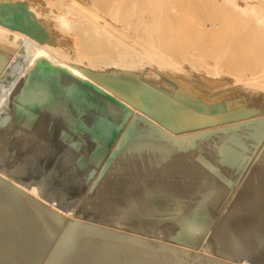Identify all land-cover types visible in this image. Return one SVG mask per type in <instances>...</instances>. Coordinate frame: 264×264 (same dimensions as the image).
Instances as JSON below:
<instances>
[{
    "label": "bare ground",
    "instance_id": "6f19581e",
    "mask_svg": "<svg viewBox=\"0 0 264 264\" xmlns=\"http://www.w3.org/2000/svg\"><path fill=\"white\" fill-rule=\"evenodd\" d=\"M6 1L7 0H0V2L2 3L0 5V136H3L2 131L3 129L5 130V127L6 129L9 130L8 128L9 125L12 126V124L15 123V122L13 123L15 119H10V118L1 119L5 115L4 113H7V111L12 112L11 116L14 113L17 115L16 117L18 118H22V117L28 118L29 115L27 113L30 111V108H37V113H36L37 117L28 119L34 122L32 123V126L30 128L21 126L23 129L22 128L20 129L18 127H17L18 129H15L12 127V129L10 128L12 131L9 130V132H14L15 130H18V132L20 131L19 135L22 134V139H20L19 141L17 139L18 144L16 143V141H14V143L18 145L17 149H19L20 151H24L26 149V154H24L25 153L24 151L18 153V156H15L17 154L14 155L15 158L17 157L18 159V163H17L18 165L17 167H15L14 172L13 170L12 171L9 170L10 165H8V161H9L8 158H10L9 153H11L10 150L13 143L12 145H9V142H7L5 140L6 138H4L6 136H4L3 138L8 144L4 143L5 146H3L2 145L3 143L2 144L0 143V264H227L228 261L226 262L225 259L224 260L226 263L221 259L220 260L218 258L215 259L214 254H212L213 257L212 255H208L210 253H208V251H206L204 248H203L204 250L202 249V251L200 252H197L196 250H195L196 252L195 251L192 252V250L183 251L180 250L179 248L178 249L174 248V246L171 247L170 245L169 246L165 245L163 244L164 242L163 237L160 235L157 236L155 234L156 237L158 238L157 239L158 242H157L156 239H154L155 241H150L151 238L148 240L145 239L144 237L139 238L138 236H134V235L121 234L119 232H113L111 230L104 229L102 227L99 228L98 226L95 227L86 224L84 225L79 221H77L76 219L74 220L72 219V217H70L71 215L70 208L68 207L59 208V206H56L57 203L55 204V202H57L56 200L57 197L54 198L52 196L53 192L50 194V196L49 194L46 196V197L49 196L48 198H46L45 195H42L41 192L42 185L44 184L45 187L47 185L49 186L47 181L52 177L50 175L51 173H54L53 169L56 167L55 166L56 163H58V161L61 162L62 160V159L60 160L59 157L63 155L62 149L65 146L61 147V144L63 142L61 143V140L58 138V134H61L59 133V131L62 130L65 126L59 119L61 112V109L58 107L59 105L58 106L53 105L54 103L48 99V97L51 98L52 96L49 94L48 97H44L42 99V102L39 101V99L43 97V95L47 91L46 87L49 86L50 83L54 80L57 81L61 87L65 88V90L62 91L66 92L67 94L72 93L76 87H78L79 89H88L90 90L89 92H93V94L98 96L100 99L106 100V103L108 101L111 104V109L114 114L119 112L121 113L122 111H124V109H128V111L130 112V118L129 120H127L128 121L127 124L125 123L126 125L123 126L124 128L121 129L120 131L121 134L118 133L120 135L117 141L122 140L123 138L126 140V137L133 136L134 138L138 139L144 145L147 146L145 148L146 149L145 151H144L145 146L142 148L145 153L147 152L151 153L152 151H154L153 149H157L162 152V156H163V158L161 157L162 159H160L159 156H157L160 161H158L157 158L156 160L153 158L155 161L153 159L152 161L144 159L142 158V156L140 158L139 154H138L139 157H137V153L136 156H134L135 152L134 155L132 153L133 157L127 156L131 154L132 150L130 154H126L127 152L124 150L126 153L124 152L125 153L124 154L122 152L123 155L121 157L120 153L118 154L120 150L118 149L119 146L117 145H119L118 144L119 142L121 144L123 140L118 141V143L116 141L118 152L116 151L117 153L116 152L115 153L117 155H120V157L118 156L119 158H117L116 154L115 155L112 154L117 159V163L115 162L116 159H114L115 164L112 161L113 163L111 166L109 164V167L106 166H105L106 168L104 167L106 170L107 168H109L110 170L103 171L105 172L103 173L104 180L106 178V180L109 181L108 179L111 178L110 179L111 190L112 188L115 190V192L116 190H119L120 192L117 191L118 193L122 192L125 195L126 194L130 195L131 193L134 194V192H137L141 189L147 190L148 188H152V185L156 187L155 184H157L165 176V174H167V171L168 173L171 171L174 173L175 170V173L171 175L174 178L170 176L169 179L172 178L173 180L174 179L177 180L178 182L177 184H179L181 189L190 192L189 195H191V193L200 194L199 197L201 196V200H203V202L204 201L208 202L211 208L213 205H215L216 207L221 204L223 205V201L225 200V198H227V196L231 194L232 188L234 187L233 183L236 180L235 178H237L239 175V174L236 175V172L234 173L233 170L237 168L236 170L238 172V170L240 169L239 168L241 166L239 161L241 159V157L239 159L240 154L242 156L243 154L242 152L246 150L251 143H254L258 140H262L264 138V0H215L214 1L215 9H219L215 6V2L217 1V4L219 3L220 5L219 10H225L229 13L227 12L223 13L222 17L224 16L225 18L223 17L224 20L219 19L220 22H218L217 20H213L204 23L201 22V20L196 21L197 18L195 17V15H197V13L199 12L197 6L198 0H28L29 1L28 5H31L30 8L29 7L28 8L29 11L34 13L33 15L34 20L33 22L26 21L25 23L26 26L22 24L21 22L22 19H19L22 15H24V13H21V11H19V9H23L24 6L21 3H16V2L11 3L9 5V3H7ZM211 3L212 2L210 1V6ZM33 6H37V8L35 9ZM210 6L209 8L211 11L213 10L212 8L213 5L211 7ZM32 7L35 10H32ZM209 8L206 6L205 9L209 10ZM213 11H211L210 13L211 15L212 13H214ZM11 12H13L14 15H10L9 13ZM206 16L207 14L205 15V18ZM35 18L37 19V22L35 21L36 20ZM227 19L228 20L232 19L235 27L237 26V28L233 27L234 25H232L231 28L230 27L228 28L229 25L227 26V24L229 23H227ZM49 25L52 26L56 32L52 31L51 30L52 28H50ZM229 29L231 31H233L234 29L235 31L231 32ZM221 33L227 34V36L233 34L234 36L230 38L226 36V38L224 37V39L222 40ZM215 34L220 35L221 38L219 36H217L218 38H216ZM219 38L220 40L225 41V43H227V45L224 44V46L225 47L227 46V48H229L230 52L229 53L227 52L229 55L226 53L221 57L223 52H221L222 48L220 47L219 44L221 43ZM241 44H242L241 50L240 49L239 51L236 50L237 46L238 45L241 46ZM216 46H217V50L219 49V47L221 48L220 51L221 55L215 52L217 50L213 51L215 52L216 55L213 54L212 52H210L211 54L209 53V49L210 48L216 49L215 48ZM221 46L223 47V45ZM205 51L206 53H203ZM225 52L226 51L224 50V53ZM199 57H201L200 59L202 61H200ZM136 66L141 68V72H144L146 69L145 67L147 66H150V68L153 67L154 69L159 71L160 72L159 75L162 76L164 75V78L162 79V81L161 80L160 81H161V85L164 86L165 88L162 87L161 89L158 86H154V84H151L154 81L152 79L154 75H155L154 78H156L157 76L158 78H160L159 75H156L153 72L154 69H152L153 70L152 73H154L153 76L150 77L144 76L145 79L139 81L140 79L138 80L137 75L134 74L137 70L135 68ZM211 66H214V69H212ZM232 69L234 71L238 69L237 70L238 72L237 71L234 72ZM44 72L45 74L43 75L42 73ZM231 73L233 74V76L237 78L238 75L240 74L239 76H241V79L243 81L250 82V84H247L248 85L247 92H243V89L241 88V86L245 84L244 82V84L243 83L240 84V91L236 93L229 92V95L227 96L225 95L226 97L223 96L224 99L221 98L220 96H218L220 98H214L211 96L205 98L204 96H202L201 91L204 92L205 90H207V89L204 90L203 88L204 87L203 80L205 79L204 76H209L210 74L212 75L214 74L215 76H219V77L223 76L222 78L214 77L218 79H212L214 81L212 85H217L218 87L219 83L224 85L223 82L227 77L226 75H229ZM241 79H239L238 81H242ZM151 80L153 81L151 82ZM228 80H230V78ZM52 85L53 84H51V86ZM227 86L228 85H226L225 88H227ZM237 86L239 87V84ZM228 87H229L228 89L230 90V86ZM231 87H235L234 83L233 86ZM174 90L177 91L174 92ZM219 90H220L219 88L216 89V91ZM17 93L18 94L20 93V97L18 99L20 106L18 105L19 109L14 111L13 104L16 102L15 97H17L16 96ZM212 93H214V91ZM207 94H209L208 91ZM27 109H29L28 112ZM16 121H18V119ZM135 122H139V123L141 122V124L136 125ZM86 123L91 124L92 120H87ZM6 124H8V127ZM7 132L5 130V135ZM69 132L70 131H68V133ZM64 133H66V131ZM14 137L15 135L12 136V138ZM4 140L2 139L3 142ZM71 140H73L72 137L69 141ZM81 142H85V141H81ZM210 143L211 144L215 143V145L212 146L214 147V152L216 153V159H214L215 156L213 155L214 156L213 159L215 160V162L213 163L210 162L212 164L207 163L206 160L207 156L206 158H204V155H202L203 152L201 153L200 151L202 148L206 150L207 146L211 145ZM139 144H137V146ZM94 146L92 148L93 150H94ZM131 146L133 145L131 144ZM120 147L122 148L121 145ZM128 147H130V145H128ZM125 149L127 148L125 147ZM133 149H135L136 151L138 148L136 149L133 147ZM142 149L140 150L141 153L143 154ZM66 150L68 151V147ZM66 150L65 152L67 153ZM89 150H91V148H89ZM112 150H110L109 153H113ZM45 153L48 154V160L50 161L49 163H51L52 165L51 166L48 163L49 166L46 169H48L49 171H47L46 176L42 177V180L36 183H33V180L31 181L32 183H30L28 179H27L28 180L27 183L26 176L24 177L25 179L24 178L21 179L22 178V177L20 178L21 174H17L19 171L17 172L16 170H19L22 165L21 163L25 162L27 160L26 158L30 157L27 155L38 154L36 156H40V158H42L45 155ZM68 153L70 154L72 152H68ZM145 153L143 154L144 156ZM172 154H176L178 156L174 162H172V160L174 159L169 160V157ZM11 156L13 155L11 154ZM63 157L64 155L62 156V158ZM67 157H70V155ZM102 157L100 159H102ZM173 158L175 157L173 156ZM11 159L13 158L11 157ZM64 159H66V157H64ZM262 159H264V157ZM168 160L169 162L171 161L170 162L171 164H168ZM62 162L64 163V166H66L65 161L63 160ZM109 162H111V160ZM70 163L71 162H69L68 164ZM89 163H91V161ZM256 163H255V167L257 166ZM258 163L260 167L262 165V164L260 165L261 161L259 162L258 160ZM237 164H239V167H236L238 166ZM23 165L25 164L23 163ZM47 165H45V167ZM53 165L55 166L54 168H52ZM101 166L102 165L100 164L99 167ZM39 168H41V166ZM39 168L36 170L38 171ZM63 168L64 170H66L65 167ZM263 169H264V165H263ZM263 169L262 171H264ZM71 170L72 169H70V171ZM240 170L239 173H241ZM59 171L57 170V172ZM215 173L218 175L217 177H214ZM17 175H19V177ZM31 175H29L28 177H31ZM53 178L54 177H52L51 180ZM164 178L163 180H165ZM32 179L35 178L33 177ZM37 179H41V178H37ZM249 179L251 178L249 177ZM53 180L54 183L56 184L57 183L55 182L56 180L55 179ZM71 180L73 179L71 178ZM106 180L105 182H107ZM67 181L70 182V180ZM147 181L148 183H146ZM46 182L47 184H45ZM160 185H161L160 187H162V184ZM164 185L166 186L165 182ZM177 187L178 186L174 188L177 189ZM50 189H51V185H50ZM95 189L98 195L97 187H95ZM109 189H110V184H109ZM93 191L90 193L91 195L92 193H94ZM153 191L155 190L152 189V192ZM169 191H171V188ZM178 191L180 190L178 189ZM178 191L177 192L172 191V192L175 193L176 195V193H179ZM113 193L114 192H112V194ZM143 194L141 193V195ZM164 194L166 195V193ZM136 195L134 199L137 198ZM148 195L149 194H147V196ZM161 195H163V193ZM165 195L164 197L167 198V196ZM184 195H186L185 192ZM261 195L259 194L258 199L261 198L260 197ZM102 196L99 197L102 198ZM90 197L86 196L88 200L90 199ZM162 197L163 196H161L160 199ZM190 197L192 199L193 195H191ZM138 199L136 201H138ZM153 199H151L150 201L156 202V200H158L157 198H155L156 200L152 201ZM177 199L178 201H181L179 200L181 198H177ZM39 200L43 201L42 204L39 203ZM96 200L95 202H97ZM126 200L125 203L127 202ZM183 200H184L183 203L184 202L187 203L188 198L187 200L186 198ZM253 201L254 200L252 199L251 203H253L254 205L259 203V202L255 203ZM74 202L75 201H73V203ZM142 202H140V204L138 203L137 205L142 206L143 205L141 204ZM166 202H160L161 206H163L162 203L166 205L167 204ZM196 202H194L193 204L195 205ZM146 204L148 206L149 203H147L146 201ZM168 204L170 206V203ZM134 205L135 203H133V206ZM137 205H135V208ZM187 205H189V203H187ZM190 205L192 206L191 203ZM108 206L110 207V205L109 204L106 205L107 209L110 210ZM154 206H157V204ZM247 206L249 205L247 204ZM251 206L249 207L239 206L242 209L241 211L239 210V212L247 210V208H251ZM112 207H114L113 204ZM239 207L236 208L238 209ZM124 208H126V206ZM128 208L126 209V211L132 209L131 207L129 209ZM161 208L162 207L159 206L157 210ZM204 208L205 207H203V209ZM219 208L221 211L223 207L220 206ZM137 209L139 208H136V210ZM189 209H191V207ZM189 209L187 208V211ZM199 209L200 208H198V210ZM253 209H252V213H253ZM119 210L121 209L119 208ZM149 210L150 209H148V211ZM226 210H228L226 211L228 214L229 209L227 208ZM142 211H143V207H142ZM204 211L206 213L207 210ZM222 212L224 211L222 210ZM117 213L119 214V212ZM135 213L139 214L140 211L139 212L136 211ZM232 213L233 215L235 214L234 211ZM129 214H131V212ZM139 215L142 214L140 213ZM148 215L150 216V214ZM148 215L145 217H149ZM153 215L154 217L151 216L150 217L151 219L152 217L155 218L156 214ZM223 215H225V212ZM229 215L231 216L232 214L230 213ZM126 216L128 217V215ZM208 216L209 214L206 215V217ZM66 217H68V219ZM182 217H183V213H182ZM196 217L198 218V216ZM252 217L250 219H252ZM185 218L187 219V216H185ZM210 218L212 217L210 216ZM131 219L133 218L131 217ZM223 220L221 219L222 222ZM260 220L262 221V219H259V223H261ZM146 221L148 222L147 219ZM181 221L182 218H180L176 222L173 221V224L175 222V225L180 227ZM206 222L208 221H205L204 223ZM126 223L127 220L125 224ZM128 223H129L128 226L131 225V222ZM139 223H140V219H139ZM183 223L185 224V222ZM192 223H194V221ZM142 224L144 225V223ZM252 224L250 223L251 226ZM175 225L173 227H175ZM188 225L187 227L194 226V225L192 226L191 225L188 226ZM235 226L231 227L230 225V227L232 228L231 231H234L233 229L235 228ZM257 226L258 225L256 224V229L253 227L254 230H257ZM260 226L261 225L259 224V227ZM143 227L144 226H141L140 229L142 230ZM178 227L175 228H177V231L180 232L179 235L182 236L184 232L181 233L182 232L181 229L183 228L180 227L181 229L178 230ZM197 227H199V225ZM119 228L121 227L118 226L117 229ZM184 228L186 229V226H184ZM194 228L195 226L193 227V229ZM220 228L221 227H219V230H221ZM153 229L154 228H152V230ZM224 230L226 231V228ZM49 231H52V233L49 234L48 233ZM167 231L168 230H166V232ZM172 231H176V230H172ZM177 231L175 237H177ZM188 231H191V229ZM225 231L224 233H222L223 231L221 232L223 236L228 234ZM260 231H261L260 234H262V230ZM141 232L144 233V230ZM141 232L139 234H141ZM146 232L149 233L150 231L147 230ZM146 232H145V236H146ZM193 232L194 231H191V233ZM149 234L151 235V232ZM171 234L173 235L175 233H171ZM239 235H237V237ZM181 236L177 237V239L179 238V242L178 241L177 242L180 244L183 241L180 240ZM227 236H229V234ZM241 236L243 239V234ZM246 237L247 238L249 237L248 234L245 236V238ZM228 238H226V240ZM230 238L232 241H234L233 239H236L233 236H231ZM239 238L238 240H240L241 242L244 240ZM249 239L250 238H248V240ZM253 239H251V241ZM216 241L217 242L221 241V239L218 240L217 238ZM236 241L237 239L234 242ZM184 242L187 243V240H185ZM254 242L255 241H253V243ZM237 243H239V241H237L235 245H237ZM255 245L252 246L255 247ZM185 246H189V245L185 244L183 247ZM252 246L251 248H253ZM259 247L260 246H258V250L260 251ZM230 248H227V246L220 247L218 250L220 255L219 254L218 255L221 257H223V255H230V254L233 255V252L235 251L228 250ZM231 250H233V248ZM252 250H254V248ZM238 251H240L239 255H241V253L243 254L241 249L240 250L238 249ZM248 251L251 252V250ZM206 252L207 254L205 255ZM251 255H253V252L251 253ZM262 255L260 254V257ZM233 256L231 257V259L233 258ZM227 257L224 256V258L226 259ZM247 257L245 259H247ZM235 260L236 258L233 261ZM241 260H244V258H242ZM238 262L239 264H248V263L250 264V262L248 263L244 261H238Z\"/></svg>",
    "mask_w": 264,
    "mask_h": 264
},
{
    "label": "rangeland",
    "instance_id": "374dc122",
    "mask_svg": "<svg viewBox=\"0 0 264 264\" xmlns=\"http://www.w3.org/2000/svg\"><path fill=\"white\" fill-rule=\"evenodd\" d=\"M9 1V2H8ZM12 1V2H11ZM14 1V2H13ZM208 1V2H207ZM207 1H205V0H198L197 2V6H198V10H199V12L197 13V15H195V17L197 18L196 19V21H199V20H201V22H207V21H213V20H217L218 22H220V20L221 19H223L224 20V18L222 17V15H223V13H226L227 11H225V10H219L220 9V5H219V3L217 4V1L215 2V6L217 7V8H219V9H215V7H214V1L215 0H207ZM210 1L212 2L211 3V6H212V8H213V10H211V11H213L214 13H212V15L210 14L211 13V11H210V8H209V6H210ZM7 3H9V5L11 4V3H21L23 6H24V8L23 9H19V11H21V13H24V15H22L19 19H22V24L23 25H25L26 26V21L28 22V21H32L33 22V20H34V13L33 12H31V11H29V8H30V6L31 5H28L29 4V1L27 0H7L6 1ZM207 2V3H206ZM2 3L0 2V5H1ZM218 5H219V7H218ZM206 6L209 8V10L208 9H205L206 8ZM210 6V7H211ZM29 7V8H28ZM35 9L37 8V6H33ZM33 7H32V10H35V9H33ZM39 7V6H38ZM222 9V8H221ZM28 10V11H27ZM208 11H209V13H208ZM223 11V12H222ZM220 13V14H219ZM227 13H229V12H227ZM10 15H14V13L13 12H11V13H9ZM207 14V16H206V18H205V15ZM218 14V15H217ZM224 15H226V14H224ZM29 16V17H28ZM31 18H32V20H31ZM204 18H205V20H204ZM36 19V18H35ZM220 19V20H219ZM234 19V18H233ZM36 22H37V19L35 20ZM34 21V22H35ZM35 22V23H36ZM233 22V20L232 19H230V20H228L227 19V23H229V24H227V26H228V28L230 27H232V25H234V22ZM48 23H50V22H48ZM49 27L50 28H52L51 30L52 31H54V32H56L55 31V29L52 27V26H50L49 25ZM233 27H235V25L233 26ZM235 28H237V26L235 27ZM230 30V29H229ZM231 31V30H230ZM233 31H235L234 29H233ZM233 31H231V32H233ZM217 36H219L220 38H221V36H222V40L224 39V37L226 38V36H227V34H222L221 33V36L220 35H217V34H215V37L216 38H218ZM232 36H234L233 34H231V35H229V36H227L228 38H230V37H232ZM220 38H219V40H220ZM222 40H220L221 41V43H219L220 44V47L222 48V51H221V48L219 47V49L217 50V46H219V45H217L215 48L216 49H209V53L210 52H212L213 54H215V52L216 53H219V55H221L220 54V51L221 52H223L224 53V50L226 51L224 54L222 53V55H221V57L223 56V55H225L227 52L229 53L230 51H229V48H227V46L225 47L224 46V44L225 45H227V43H225V41H222ZM221 45H223V47L221 46ZM237 46V45H236ZM240 45H238L237 46V49L236 50H238L239 51V49L241 50V47H242V44H241V46L239 47ZM230 47V46H229ZM239 47V48H238ZM225 48H227V49H225ZM214 50H217V51H215V52H213ZM219 51V52H218ZM203 53H206V51L205 52H203ZM227 53V54H228ZM211 54V53H210ZM216 55V54H215ZM229 55V54H228ZM201 57H199V59H200ZM227 58H228V56H227ZM200 61H202L201 59H200ZM212 67V69H214V66H211ZM137 70H136V72L134 73V74H136L137 75V79L139 80V81H142V80H144L145 78H144V76L145 77H150V76H153V74L155 73L156 75H159L160 74V72L159 71H157L156 69H154L153 67L152 68H150V66H147V67H145L146 69H145V71L144 72H141V68H139L138 66H136L135 67ZM239 68V67H238ZM152 69H154V71L152 70ZM211 69V68H210ZM224 69V68H223ZM156 70V71H155ZM221 70V69H220ZM233 70V69H232ZM236 70V69H235ZM238 70V69H237ZM236 70V71H237ZM240 70V69H239ZM152 71L154 72V73H152ZM213 71H215V70H213ZM234 71V70H233ZM236 71H234V72H236ZM233 72V73H234ZM238 72V71H237ZM133 73V72H132ZM146 73H147V75H146ZM158 73V74H157ZM43 75L45 74V72L44 73H42ZM148 74H150V75H148ZM152 74V75H151ZM237 74H239V73H237ZM212 74H210L209 76H204V80H203V88H204V90L205 89H207V90H205L206 91V93H205V91L204 92H202L201 91V94H202V96H204L205 98H208V97H214V98H223V96L224 97H226L227 95H229V92H232V93H236V92H238V91H240V84H244V82L245 81H243L242 79H241V76H239L238 75V78L237 77H235V76H233V74L231 73V74H229V75H226L227 77L225 78V80H224V85L223 84H220L219 83V85H218V87H217V85H212V83L214 82L212 79H218V78H214V77H219V76H215L214 74L211 76ZM155 76V75H154ZM154 76L152 77V79L154 80H151V84H154V86H158L159 88H161L162 89V87H164V86H162L161 85V81H162V79L164 78V75L162 76V75H159L160 76V78H158V76L156 77V78H154ZM162 76V77H161ZM212 77V78H211ZM221 78L223 77V76H220ZM219 77V78H220ZM225 77V76H224ZM231 77H233V78H231ZM230 78V80H228ZM236 78V79H235ZM207 79H209V80H207ZM239 79H241L242 81H238ZM161 80V81H160ZM207 80V81H206ZM211 83H210V82ZM232 81V82H231ZM235 81V82H234ZM57 81H52L51 83H50V85L49 86H47L46 87V89H47V91L45 92V94L43 95V97H41L40 99H39V101H41L42 102V99L44 98V97H48V95L50 94L52 97L51 98H49L48 97V99L49 100H51L54 104L53 105H55V106H58L60 109H61V112H60V121L64 124V128L62 129V130H60L59 131V133H61V134H58V138L61 140V147H63V146H65V147H63V149H62V152H63V155H64V157H66V159H64V157L62 158V156L61 157H59L60 158V160H61V162L60 161H58V163H56V167L53 165V167L52 168H54L53 169V171H54V173H51V175L50 176H52V177H54L53 179H55L56 181L55 182H57L56 184L54 183V180L52 181L51 180V178L47 181L48 182V184H49V186L47 185L46 187H45V185L43 184L42 185V187H41V192H42V195H45V197L49 194V196H50V194L52 193V196L54 197V198H56L57 197V202H55V204H56V206H59V208H63V207H68V208H70V213H71V215H70V217H72V219H76L77 221H79L80 223H82V224H86V225H91V226H98L99 228H104V229H108V230H111V231H113V232H119V233H121V234H129V235H134V236H138L139 238H145V239H150V241H155L154 239H156V241L158 242V238L156 237V235L157 236H162L163 237V244H165V245H170L171 247L172 246H174V248H176V249H180V250H183V251H191L192 250V252L193 251H197V252H200V251H202V249L204 248L206 251H208V253H210V254H208V255H212V254H214V257H215V259H221V260H223L224 262H225V260H226V262H227V264L229 263V264H231L232 262H234V263H232V264H239V262L238 261H244V262H250V264H264V212H263V210H264V176H262V175H264V171H262V169H263V161H264V159H262L263 157H264V138L262 139V140H258V141H256V142H254V143H251L250 144V146L246 149V150H244L242 153V156H241V154H240V156H239V159H240V157H241V159L239 160L240 161V165L242 166V168H241V166L239 167V164H237L238 166H236V167H239L238 169L240 170V172L241 173H239V170H238V172H237V168H235L234 170H233V172L235 173L236 172V175H238V177L237 178H235L236 180H235V182L233 183V185H234V187L232 188V191H231V194L230 195H228L227 196V198H225V200L223 201V205L221 204V205H219V206H215V205H211L212 206V208L209 206V204H208V202H206V201H204L203 202V200H201V196L199 197V195L200 194H192L191 193V195H193V197H192V199H191V195H189V193L190 192H188V191H185V190H183V189H181V187L179 186V184H177L178 182H177V180H173L172 178H174L173 176H171L172 174H174L175 173V170H174V173L171 171V172H169L168 173V171H167V174L169 175H167V174H165V176L164 177H166V175H167V179L166 178H164L165 180H163V178L157 183V184H155L156 185V187L154 186V185H152V188H148L147 190L146 189H141L142 190V192H141V190H139V191H137V192H134V194H130L131 195V197H130V195L128 194H126L127 195V197H126V195L125 194H123L122 192L121 193H118V192H120L119 190H116V192H115V190L112 188V190H111V181H110V179H108L109 181H107L106 180V178H105V180L107 181V182H105V180L103 179V177H104V175H103V173H105V172H103V171H107V170H110L109 168H107V170L105 169L106 167H109V164H110V166L112 165V163L114 162V159H116L115 158V156H113L112 154H116L117 152H118V150H117V146H119V150H120V152H118V154L120 153V155H121V157H122V155H123V153L125 152L126 154H130V152H131V150H132V152H131V154L130 155H127V156H130V157H133L132 156V153H133V155H134V152H135V155L134 156H136V153H137V157H139L138 156V154L140 155V158H141V156H142V158H144V159H147V160H150V161H152V159L154 158L155 160H156V158H157V160L158 161H160L159 160V158L160 159H162L163 158V156H162V152L161 151H159V150H157V149H153L154 151H152L151 153L153 154H151L150 152H147V153H145L144 151L146 150L145 148L147 147L146 145H144L141 141H139L138 139H136V138H134L133 136H131V137H126V140L123 138L122 140L124 141H122V140H118V141H122L121 142V144H120V142L118 143V141H117V139H119L118 137H119V135L121 134V129L122 128H124L123 126L124 125H126L127 124V120H129V118H130V112L128 111V109H124V111H122L121 113L119 112V113H116V114H114L113 113V111H112V109H111V104L107 101V103H109V104H107L106 103V100H102V99H100L98 96H96V95H94L93 94V92H89L90 90H88V89H79L78 87H76L74 90H73V92L72 93H70V94H67L66 92H64V91H62V90H65V88L64 87H61L59 84H58V82L56 83ZM205 82V83H204ZM208 82V83H207ZM228 83V84H227ZM231 83V84H230ZM233 83H234V86L235 87H231V86H233ZM236 83H238L239 84V87L237 86L238 84H236ZM51 84H53L52 86H51ZM228 85V86H230V90L228 89L229 87L227 86V88H225V86L226 85ZM236 84V85H235ZM247 84H250V82L248 81H246L245 82V84L244 85H242L241 86V88L243 89V92H247L248 90H247V87H248V85ZM207 85V86H206ZM50 86H51V88H50ZM161 86V87H160ZM45 88V87H44ZM59 88V89H58ZM62 88V89H61ZM165 88V87H164ZM220 89L219 91H216V89ZM238 88H239V90H238ZM50 89V90H49ZM222 89V90H221ZM226 89H227V91H226ZM235 90V91H232V90ZM246 89V90H245ZM25 90V89H24ZM213 92L214 91V93H212L211 91ZM177 90H174V92H176ZM207 91H208V93L209 94H207ZM216 91V92H215ZM171 92H173V91H171ZM210 92H211V94H210ZM63 93V94H62ZM200 93V92H199ZM231 93V94H232ZM223 94V95H222ZM63 95V96H62ZM222 95V96H221ZM226 95V96H225ZM17 97H15L16 98V102L13 104L14 105V107H13V110L15 111V110H18L19 109V107H18V105L20 106V104H19V101H18V99H19V97H20V93L18 94L17 93V95H16ZM218 96H220V97H218ZM62 97V98H61ZM60 98H61V101H60ZM68 99V100H67ZM224 99V98H223ZM63 100V101H62ZM99 100V101H98ZM72 104H71V103ZM18 103V104H17ZM65 103V104H64ZM106 103V104H105ZM69 104V105H68ZM103 104H105V105H103ZM17 106V107H16ZM98 108V109H97ZM13 111V112H14ZM29 111V109H27V112ZM26 112V113H27ZM64 112V113H63ZM68 112V113H67ZM86 112V113H85ZM11 113L12 112H8L7 111V113H4L5 115L1 118V119H7V118H10V119H15V121H13V123L14 124H12V126L11 125H9V127H8V124H6L7 125V127L9 128V130L10 131H12L11 129H12V127L13 128H15V129H18V128H22L23 126L24 127H27V128H30L31 126H32V123H34L33 121H31V120H28V119H30V118H36L37 117V115H36V113H37V108H30V111L27 113L28 115H29V117L28 118H26V117H22V118H18V117H16L17 115L16 114H12V116H11ZM67 113V114H66ZM10 114V115H9ZM66 114V115H65ZM86 114V115H85ZM113 114V115H112ZM15 115V116H14ZM32 116V117H31ZM76 118V119H75ZM101 118V119H100ZM128 118V119H127ZM18 119V121H16ZM27 119V120H26ZM71 121H70V120ZM110 119H111V121H110ZM87 120H92V123L91 124H87L86 123V121ZM31 121V122H30ZM100 121V122H99ZM18 122V123H17ZM24 122V123H23ZM85 124H84V123ZM99 122V123H98ZM119 122V123H118ZM71 123V124H70ZM104 123V124H103ZM126 123V124H125ZM135 124L137 125H140L141 124V122L139 123V122H135ZM78 125V126H77ZM85 127H84V126ZM88 125H89V127H88ZM96 125V126H95ZM102 125H104V126H102ZM22 126V127H21ZM77 126V127H76ZM114 126V127H113ZM18 127V128H17ZM99 127V128H98ZM11 128V129H10ZM92 128V129H91ZM23 129V128H22ZM120 129V130H119ZM5 130H6V132H7V130L8 129H6V127H5ZM5 130L3 129V131H2V135L3 136H0L1 137V139H0V143L3 145V146H5L4 145V143H7V142H9V145H12V143H13V145H12V147H11V153H9V157L10 158H8L9 159V161H8V165H10L9 166V170L10 171H12L13 170V172H14V169H15V167H17V163H18V159H17V157L15 158V156H18V153H20V152H24L25 151V153L24 154H26V149L24 150V151H20L19 149H17V139H18V141L20 140V139H22V134L21 135H19L20 133V131L18 132V130H15L14 132H9V130H8V132L7 133H9V134H7L6 133V135H5ZM81 130H84V131H81ZM86 130H87V132H86ZM63 131V132H62ZM66 131V133H64ZM68 131H70L69 133H68ZM80 131V132H79ZM105 131V132H104ZM113 131H115V132H113ZM89 132V133H88ZM91 132H92V134H91ZM70 133H72V134H70ZM84 133V134H83ZM99 133V134H98ZM118 133H120V134H118ZM64 134H66V135H64ZM69 134V135H68ZM75 134V135H74ZM81 134V135H80ZM90 134V135H89ZM102 134V135H101ZM11 136V139L13 140V142H12V140L10 139V136ZM15 135V137L14 138H12V136H14ZM18 135V136H17ZM72 135V136H71ZM83 135V136H82ZM118 135V136H117ZM4 136H6V137H4ZM9 136V137H8ZM81 136V137H80ZM86 136V137H85ZM91 136V137H90ZM101 136V137H100ZM6 138L5 140L7 141H5L4 140V138ZM67 137H68V139H67ZM71 137H72V139L74 140H71V141H69L70 139H71ZM83 137V138H82ZM89 137V138H88ZM93 137V138H92ZM103 137V138H102ZM106 137V138H105ZM9 138V139H8ZM76 138V139H75ZM80 138V139H79ZM97 138V139H96ZM129 138V139H128ZM2 139L4 140V142L2 141ZM15 139V140H14ZM83 139V140H82ZM87 139V140H86ZM107 139H108V141H107ZM116 139V140H115ZM9 140V141H8ZM14 141H16V143H14ZM68 141V142H67ZM81 141H85V142H81ZM116 141H117V143L119 144V145H117L116 146ZM136 141H137V144H139L138 146H137V144H136ZM10 142H11V144H10ZM73 142V143H72ZM75 142V143H74ZM113 142V143H112ZM133 142H135V143H133ZM66 143V144H65ZM71 143V144H70ZM98 143V144H97ZM123 143V144H122ZM8 144V143H7ZM89 144V145H88ZM96 146H94V145ZM131 144L133 145V146H131ZM143 144V145H142ZM211 144V143H210ZM75 145V146H74ZM111 145V146H110ZM112 145H114V146H112ZM120 145L122 146V148L120 147ZM126 145V146H125ZM128 145H130V147H128ZM136 147H135V146ZM215 145V143L213 144H211V145H209V146H207V148H206V150H204L203 148L200 150L201 151V153H202V155H204V158H206V156H207V158H206V160H207V163H209V164H212L213 162H215V160L214 159H216V153L214 152V147L213 146ZM72 146V147H71ZM80 146V147H79ZM82 146V147H81ZM87 146V147H86ZM93 146H94V150L92 149L93 148ZM145 146V147H144ZM14 147H15V149H14ZM67 147H68V151L66 150L67 149ZM111 147V148H110ZM116 147V148H115ZM125 147L127 148V149H125ZM133 147L134 148H138L136 151H135V149H133ZM144 147V151H143V148ZM25 148V147H24ZM70 148V149H69ZM77 148V149H76ZM83 148H84V150H83ZM89 148H91V150H89ZM123 150H121V149ZM129 148V149H128ZM132 148V149H131ZM14 149V150H13ZM113 149V150H112ZM115 149V150H114ZM140 149H142V152H143V154L145 153V156L141 153V150ZM209 149V150H208ZM17 150V151H16ZM65 150L67 151V153L65 152ZM70 150V151H69ZM76 150V151H75ZM78 150V151H77ZM83 150V151H82ZM110 150H112L113 151V153H109L110 152ZM125 150V151H124ZM134 150V151H133ZM155 150H157V151H155ZM211 150V151H210ZM19 151V152H18ZM89 151V152H88ZM91 151V152H90ZM93 151V152H92ZM117 151V152H116ZM159 151V152H158ZM16 152V153H15ZM68 152H72V153H68ZM78 152V153H77ZM105 152V153H104ZM116 152V153H115ZM123 152V153H122ZM155 152V153H154ZM103 153V154H102ZM122 153V154H121ZM124 153V154H125ZM207 153V154H206ZM214 153V154H213ZM11 154L13 155V156H11ZM15 154H17V155H15ZM47 153H45V155L42 157V158H40V156H36V155H38V154H34V155H27V156H30V157H28V158H26L27 160L25 161V162H23L25 165H23V163H21L22 165H21V167H20V169L19 170H16L17 172L19 171H21L20 173L18 172L17 174H21L20 175V178L21 179H23L25 176H26V182L29 180V182L30 183H32L31 181L33 180V183H36V182H40L41 180H42V177H45L46 176V174H47V171H49L48 169H46V168H48V166H49V164L51 165V163H49L50 161L48 160V154L46 155ZM62 154V153H61ZM66 154V155H65ZM76 154V155H75ZM94 154V155H93ZM108 154V155H107ZM156 154V155H155ZM15 155V156H14ZM70 155V157H67V156H69ZM73 155H75V156H73ZM83 155V156H82ZM112 155V156H111ZM120 155H117L116 154V157L117 158H119L120 157ZM149 155V156H148ZM215 156V158L213 159V157ZM103 156V157H102ZM119 156V157H118ZM148 156V157H147ZM157 156H159V158L157 157ZM173 156L175 157V158H173ZM210 156V157H209ZM237 156V157H238ZM11 157L14 159V160H17V161H14L13 159H11ZM36 157V158H35ZM90 157H92V158H90ZM95 157V158H94ZM97 157H99V158H97ZM102 157V159H100ZM106 157V158H105ZM130 157H128V158H130ZM152 157V158H151ZM162 157V158H161ZM178 156L176 155V154H172L170 157H169V160H172V159H174V160H172V162H174L175 161V159L177 158ZM70 158V159H69ZM75 158V159H74ZM81 158H82V160H81ZM111 158V159H110ZM37 159V160H36ZM68 159V160H67ZM153 159V160H154ZM262 159V160H261ZM30 160V161H29ZM38 160H40V161H38ZM59 160V159H58ZM65 161V165L66 166H64V163L62 162V161ZM80 160V161H79ZM85 160V161H84ZM96 160V161H95ZM98 160H101V161H98ZM111 160V162H109ZM154 160V161H155ZM169 160H168V164H171L170 162H169ZM210 160V161H209ZM213 160V161H212ZM258 160H259V162L261 161V163H260V167H259V163H258ZM13 161V162H12ZM46 162V164H45V162ZM91 161V163H89ZM98 161V162H97ZM113 161V162H112ZM161 161H163V160H161ZM239 161H238V163H239ZM244 161V162H243ZM256 161H257V163H256ZM31 162V163H30ZM37 162V163H36ZM39 162H40V165H39ZM69 162H71L70 164H68ZM73 162H74V164H73ZM78 162V163H77ZM94 162H96V163H94ZM109 162V163H108ZM116 163H117V159H116V161H115ZM115 162H114V164H115ZM210 162H212V163H210ZM241 162H242V164H241ZM27 163H30V164H27ZM42 163V164H41ZM49 163V164H48ZM59 163H60V165H59ZM98 163V164H97ZM103 163V164H102ZM255 163H256V167H258V168H256L255 167ZM48 164V165H47ZM96 164V165H95ZM100 164L102 165L101 167H99L100 166ZM114 164H113V167H114ZM29 165V166H28ZM38 167H37V166ZM45 165H47L46 167H45ZM58 165H59V167H58ZM70 165V166H69ZM72 165V166H71ZM74 165H75V167H74ZM24 166V167H23ZM26 166V167H25ZM32 166V167H31ZM36 168H35V167ZM41 166V168H39ZM52 166V165H51ZM87 166H88V168H87ZM106 166V167H105ZM254 166V167H253ZM11 167V168H10ZM60 168V169H58V168ZM63 167H65V169L66 170H64V168ZM83 167V168H82ZM105 167V168H104ZM23 168V169H22ZM25 168H27V169H25ZM39 168V170L37 171L36 169H38ZM111 168V167H110ZM256 168V169H255ZM261 168V169H260ZM49 169H50V167H49ZM70 169H72L71 171H70ZM257 169H258V171H257ZM31 170V171H30ZM57 170L59 171V172H57ZM86 170V171H85ZM89 170V171H88ZM236 170V171H235ZM264 170V169H263ZM23 171V172H22ZM36 171V172H35ZM64 171H67V172H64ZM253 171V172H252ZM262 173H261V172ZM44 172H46V173H44ZM71 172H72V174H71ZM61 173V174H60ZM70 173V174H69ZM242 173H243V175H242ZM253 173V174H252ZM29 174V175H31V174H33V175H31V177H28L27 175ZM53 174V175H52ZM249 174V175H248ZM261 174V175H260ZM39 177H38V176ZM70 175H71V177H70ZM75 175H76V177H75ZM79 175V176H78ZM261 177H260V176ZM18 177H19V175H17ZM58 176V177H57ZM59 176H60V179H59ZM63 176V177H62ZM67 176V177H66ZM69 176V177H68ZM73 176V177H72ZM170 176L172 177L171 179H169L170 178ZM218 175L215 173V176L214 177H217ZM242 176V177H241ZM35 178V179H32V178ZM75 177V178H74ZM102 177V178H101ZM247 177V178H246ZM249 177L251 178V179H249ZM37 178H41V179H37ZM64 178H65V181H64ZM71 178L73 179V180H71ZM25 179V178H24ZM28 179V180H27ZM60 181H59V180ZM62 179V180H61ZM169 179V180H168ZM246 179V180H245ZM39 180V181H38ZM67 180H70V182L69 181H67ZM104 180V181H103ZM171 180V181H170ZM254 180V181H253ZM256 180V181H255ZM25 181V180H24ZM62 181V182H61ZM72 181V182H71ZM163 181V182H162ZM169 181V182H168ZM173 181V182H172ZM176 183H175V182ZM258 181V182H257ZM47 182L45 183V184H47ZM65 182V183H64ZM76 182V183H75ZM103 182V183H102ZM164 182H165V184H166V186L164 185ZM172 182V183H171ZM239 182H240V184H239ZM252 182V183H251ZM28 183V182H27ZM60 183V184H59ZM64 185H63V184ZM88 183V184H87ZM105 183V184H104ZM107 183H109L110 184V189H109V184H107ZM146 183H148V181L146 182ZM169 184V186H168V184ZM236 183V184H235ZM251 183V184H250ZM255 183H256V185H255ZM74 184V185H73ZM81 184V185H80ZM99 184V185H98ZM160 184H162V187H160L161 185ZM50 185H51V189H50ZM57 185V186H56ZM102 185H105V186H102ZM172 185V186H171ZM239 185H240V188H239ZM45 188H44V187ZM54 186V187H53ZM100 186V187H99ZM168 186V187H167ZM176 186H178L177 187V189H175L176 188ZM53 187V188H52ZM76 187V188H75ZM95 187H97V192H98V195H97V193H96V189H95ZM151 187V186H150ZM165 187V188H164ZM175 187V188H174ZM236 187V188H235ZM256 187V188H255ZM262 187V188H261ZM48 188H49V190H48ZM101 188V189H100ZM108 188V189H107ZM167 188V189H166ZM170 188H171V191H169L170 190ZM94 191H93V190ZM100 189V190H99ZM102 189H103V191H102ZM106 189V190H105ZM149 189H150V191H149ZM152 189L153 190H155V191H153L152 192ZM166 189V190H165ZM174 189V190H173ZM178 189L180 190V191H178ZM236 189V190H235ZM254 189V190H253ZM43 190V191H42ZM46 190V191H45ZM94 192V193H92V195L90 194L92 191ZM105 190V191H104ZM157 190H158V192H157ZM235 190V191H234ZM239 192H238V191ZM251 190V191H250ZM69 191H70V193H69ZM109 191H111V192H109ZM118 191V192H117ZM144 191V192H143ZM161 191V192H160ZM162 191H164V192H162ZM166 191V192H165ZM167 191H169V192H167ZM179 192V193H176V195H175V193H173V192ZM183 191V192H182ZM248 191V192H247ZM256 191V192H255ZM260 191V192H259ZM74 192V193H73ZM101 192V193H100ZM103 192V193H102ZM112 192H114L113 194H112ZM150 192V193H149ZM156 192V193H155ZM172 192V193H171ZM184 192L186 193V195H184ZM188 192V193H187ZM241 192V193H240ZM261 192H262V195H261ZM47 193V194H46ZM96 193V194H95ZM106 193H108V194H106ZM111 193V194H110ZM137 195H136V194ZM141 193L143 194V195H141ZM163 193V195H161V194ZM164 193H166V195L164 194ZM172 195H171V194ZM182 193V194H181ZM232 193H233V196H232ZM235 193V194H234ZM261 195L260 197L261 198H259L258 199V196H259V194ZM88 194V195H87ZM100 194V195H99ZM102 194H103V196H109V197H107V200H106V197H103L102 196ZM105 194V195H104ZM147 194H149L150 195V198L151 199H153V197H154V199L152 200V201H155L156 199L155 198H157L158 200H156V202H151L150 200V198H149V195L147 196ZM157 194V195H156ZM169 194V195H168ZM175 196H174V195ZM178 194H179V196H178ZM181 194V195H180ZM241 194V195H240ZM258 194V195H257ZM119 195V196H118ZM124 195V196H123ZM133 195V196H132ZM135 195H136V197L137 198H135L134 199V197H135ZM139 195V196H138ZM146 195V196H145ZM156 195V196H155ZM164 195L165 196H167V198L166 197H164ZM195 195V196H194ZM240 195V196H239ZM48 196V197H49ZM70 196V197H69ZM86 196L87 197H90V199L88 200L87 198H86ZM99 196H102V198L101 197H99ZM111 196V197H110ZM116 196V197H115ZM122 196H123V198H122ZM128 196H129V198H128ZM161 196H163L162 198H164V199H166V200H164V199H160V197ZM176 196H178V197H176ZM239 196V197H238ZM257 196V197H256ZM44 197V196H43ZM48 197H46V198H48ZM59 197V198H58ZM94 197H97V198H94ZM119 197H121V198H119ZM146 199H145V198ZM173 197V198H172ZM182 197H184V198H182ZM196 197V198H195ZM237 197V198H236ZM82 198V199H81ZM93 198V199H92ZM109 198V199H108ZM116 198V199H115ZM127 200H126V199ZM132 198V199H131ZM138 198H142L141 200L140 199H138ZM144 198V199H143ZM150 200H149V199ZM171 198V199H170ZM175 198V199H174ZM177 198H181V199H179V200H181V201H178V199ZM186 198V200H187V198H188V200H187V203H189V205H187V203L186 202H184L183 203V199H185ZM195 200H194V199ZM199 198H200V200L202 201V203H201V201L199 200ZM241 198V199H240ZM76 199V200H75ZM80 199V200H79ZM84 199V200H83ZM97 199V200H96ZM100 199V200H99ZM138 199V201H136ZM169 199V200H168ZM176 199H177V201H176ZM238 199V200H237ZM247 199V200H246ZM249 199V200H248ZM252 199L254 200L253 202H255V203H258V204H253V203H251L252 202ZM92 200V201H91ZM95 200L97 201V202H95ZM106 202H105V201ZM117 200V201H116ZM125 200L127 201L126 203H125ZM160 200V201H159ZM163 200V201H162ZM171 200H173V201H171ZM185 200V201H186ZM196 200H197V202H196ZM199 200V201H198ZM256 200V201H255ZM259 200V201H258ZM260 200H262V201H260ZM73 201H75L74 203H73ZM77 201V202H76ZM87 201H91L90 203L89 202H87ZM99 201H100V203H99ZM107 201H109V202H107ZM115 201V202H114ZM118 201H119V203H118ZM121 201H123V202H121ZM132 201H134V202H132ZM136 201V202H135ZM142 202V201H144V202H142L141 204H143L142 206H141V208H140V206L139 205H137L138 203L140 204V202ZM146 201H147V203H149L148 204V206H147V204H146ZM167 201V202H166ZM196 202L195 203V205L193 204L194 202ZM42 202L43 201H40L39 200V203H41L42 204ZM117 202V203H116ZM160 202H166L167 204L165 205V204H163L162 203V205L163 206H161V204H160ZM175 202V203H174ZM177 202H179V203H177ZM180 202H181V204H180ZM206 202V203H205ZM225 202V203H224ZM228 202H229V204H228ZM237 202V203H236ZM245 202H247V203H245ZM103 203V204H102ZM116 204V206H115V204ZM123 203V204H122ZM125 203V204H124ZM133 203H135V205H137L136 206V208H139V209H137L136 210V208H135V205L133 206ZM155 203V204H154ZM168 203H170V206H169V204ZM172 203V204H171ZM185 203H186V205H185ZM190 203L192 204V206L190 205ZM261 203H263V204H261ZM86 204H87V206H86ZM107 204H109L110 205V207L108 206V208H110V210L109 209H107V207H106V205ZM112 204L114 205V207H112ZM119 204V205H118ZM126 204H129V205H126ZM133 206V208H132V206ZM157 204V206H154V205H156ZM176 204V205H175ZM184 204V205H183ZM211 204V203H210ZM225 204V205H224ZM235 204V205H234ZM247 204L249 205V206H251V205H253V206H251V208H247V210H244V211H242V212H239V210L241 211L242 209L240 208V207H249V206H247ZM259 204H261V205H259ZM152 207H151V206ZM171 205H172V207H171ZM180 205V206H179ZM198 205V206H197ZM118 206V207H117ZM126 206V208H124ZM154 206V207H153ZM162 207L161 209H158L157 210V208L158 207ZM177 206V207H176ZM179 206V207H178ZM187 206V207H186ZM191 207V209H189L190 207ZM220 206H222L223 208L221 209V211H220ZM234 206V207H233ZM240 206V207H239ZM257 206V207H256ZM76 207V208H75ZM83 207V208H82ZM86 209H85V208ZM99 207V208H98ZM106 207V208H105ZM116 207V208H115ZM131 207L132 209H129V208ZM142 207H143V211H145V212H143L142 211ZM146 207H148V208H146ZM150 207V208H149ZM194 207V208H193ZM203 207H205L204 209H203ZM208 207V208H207ZM209 207H210V209H209ZM231 207V208H230ZM233 207V208H232ZM236 207H239L238 209L236 208ZM72 208V209H71ZM115 208V209H114ZM119 208L121 209V210H119ZM129 209V210H127L126 211V209ZM153 208H154V210H153ZM182 208V209H181ZM187 208L189 209L188 211H187ZM198 208H200L199 210H198ZM217 208V209H216ZM229 209V212H228V214H227V212L226 211H228V210H226V209ZM254 208V209H253ZM107 209V210H106ZM116 209H118V210H116ZM123 209V210H122ZM134 209V210H133ZM144 209H147V210H144ZM148 209H150L149 211H148ZM185 211H184V210ZM214 209V210H213ZM250 209H251V211H250ZM252 209H253V213H254V215H253V213H252ZM94 210V211H93ZM99 210V211H98ZM111 210H113V211H111ZM137 212H139L140 211V213L145 217V216H147L148 214H150V216L149 217H143L142 215H139L138 213H135L136 211ZM151 210H153V211H151ZM191 210V211H190ZM201 210V211H200ZM204 210H207L206 211V213H205V211ZM222 210L225 212V215H223L224 214V212H222ZM111 211V212H110ZM135 213H133V212ZM147 211V212H146ZM163 211V212H162ZM171 211V212H170ZM177 213H176V212ZM182 211H184V212H182ZM199 211H200V213H199ZM203 211V212H202ZM215 211H216V213H215ZM220 211V212H219ZM235 212V214L233 215V213L232 212ZM249 211V212H248ZM73 212V213H72ZM87 212V213H86ZM99 212V213H98ZM103 212V213H102ZM117 212H119V214L117 213ZM131 212V214L133 215H131V214H129ZM144 214H143V213ZM156 214L155 215V218H153L154 217V215L152 214ZM219 212V213H218ZM251 212V213H250ZM97 213V214H96ZM111 213V214H110ZM159 213V214H158ZM182 213H183V217H182ZM214 213V214H213ZM223 213V214H222ZM232 214L231 216L229 215V214ZM239 215H238V214ZM241 213V214H240ZM243 213V214H242ZM257 215H256V214ZM80 214V215H79ZM113 214V215H112ZM121 214V215H120ZM137 214V215H136ZM209 214V216L208 217H206V215H208ZM217 216H216V215ZM219 214V215H218ZM259 214V215H258ZM78 215V216H77ZM89 215V216H88ZM116 215V216H115ZM126 215H128V217L126 216ZM181 215V216H180ZM192 215H195V216H192ZM202 215V216H201ZM223 216V218H222V216ZM227 215V216H226ZM237 217H236V216ZM82 216V217H81ZM98 216V217H97ZM109 216V217H108ZM122 216V217H121ZM151 216H153L152 217V219H154V220H152L150 217ZM185 216H187V219L189 220V223H188V220L185 218ZM189 216H191V217H189ZM196 216H198V218L196 217ZM205 216V217H204ZM210 216L212 217V218H210ZM216 216V217H215ZM253 216V217H252ZM255 216H257V217H255ZM69 217V216H68ZM68 217H66L67 219H68ZM101 217V218H100ZM127 217V218H126ZM131 217L134 219H131ZM135 217V218H134ZM139 217H141V218H139ZM142 217H143V219H142ZM156 217H157V219H156ZM194 217V218H193ZM221 217V218H220ZM228 219H227V218ZM235 217V218H234ZM252 217V219H250ZM254 217H255V219H254ZM260 217V218H259ZM97 218V219H96ZM150 218V219H149ZM162 218H164V219H162ZM167 218H168V220H167ZM178 218V219H177ZM180 218H182V221H181V226L182 225H184V226H186V229L184 228V226H180L179 224V226L181 227V228H183V229H181L180 227H178L177 225H175V222L176 221H178ZM192 218H193V220H192ZM208 219V220H206V219ZM210 218V219H209ZM214 218V219H213ZM224 218H226V219H224ZM70 219V218H69ZM90 219V220H89ZM93 219V220H92ZM105 219V220H104ZM139 219H140V223H139ZM146 219L148 220V222L150 223H148L147 221H146ZM185 219V220H184ZM197 219V220H196ZM198 219H200V220H198ZM218 219V220H217ZM220 219V220H219ZM221 219L223 220V222L221 221ZM234 219H236V220H234ZM239 219H241V220H239ZM254 219V220H253ZM259 219H262V221L260 220V222L262 223H259ZM88 220V221H87ZM96 220V221H95ZM114 220V221H113ZM118 222H117V221ZM126 220H127V223L125 224V222H126ZM152 220V221H151ZM156 220H158V221H156ZM193 222L194 221V223H192L191 221ZM196 220V221H195ZM203 220V221H202ZM208 221V222H206V223H204L205 221ZM250 220H251V222H250ZM257 220V221H256ZM99 221V222H98ZM138 221V222H137ZM142 221V222H141ZM156 221V222H155ZM173 221H175L174 222V224H173ZM199 221V222H198ZM212 221V222H211ZM214 221V222H213ZM219 221H220V224H219ZM128 222H131V225H129L128 226ZM135 222H136V224H135ZM154 222V223H153ZM159 222V223H158ZM161 222V223H160ZM172 224H171V223ZM183 222H185V224L186 223H188V224H184ZM222 222V223H221ZM226 222V223H225ZM241 222H242V225H241ZM256 223L258 226H257V230H254V228L256 229V224H254V223ZM258 222V223H257ZM122 223V224H121ZM133 223V224H132ZM142 223H144V225L142 224ZM153 223V224H152ZM169 223V224H168ZM178 223H180V222H178ZM199 223V224H198ZM201 223H202V225H201ZM231 223V224H230ZM232 223H233V226H232ZM246 223V224H245ZM250 223L252 224V226L250 225ZM122 225V226H120V225ZM125 224V225H124ZM148 224V225H147ZM160 224H161V226H160ZM163 224H164V226H163ZM226 224V225H225ZM259 224L261 225L260 227H261V229H260V227H259ZM132 225H134V226H136V227H134V226H132ZM146 225V226H145ZM149 225H152V226H149ZM156 225V226H155ZM169 225V226H168ZM175 225V227H178V230L179 229H181L182 230V232L181 233H183L184 234V236H183V234H182V236L181 235H179V231H177V228H175V227H173ZM187 225L188 226H192V225H194L195 226V230L193 229V227L194 226H192V227H187ZM199 225V227H197ZM205 225V226H204ZM230 225H231V227H234L235 225H237V226H235V228L233 229L234 231H231L232 230V228L230 227ZM118 226L119 227H121V228H119V229H117L118 228ZM123 226H124V228H123ZM127 226V227H126ZM132 226V227H131ZM141 226H144L143 227V229L141 230L140 228H141ZM154 226V227H153ZM160 226V227H159ZM168 226V227H167ZM227 226V227H226ZM230 228H229V227ZM239 226V227H238ZM241 226V227H240ZM116 227V228H115ZM131 227V228H130ZM134 227V228H133ZM147 229H146V228ZM154 228L153 230H152V228ZM174 229H173V228ZM219 227H221L220 229L221 230H219ZM224 227V228H223ZM236 227H237V229H236ZM252 229H251V228ZM254 227V228H253ZM114 228V229H113ZM128 228V229H127ZM160 228V229H159ZM163 228V229H162ZM167 228V229H166ZM187 228H189V229H187ZM209 228V229H208ZM222 228H223V230H222ZM226 228V231L224 230ZM229 228V229H228ZM238 228H239V231H238ZM244 228H245V231H244ZM113 229V230H112ZM131 229V230H130ZM132 229H133V232H132ZM135 229H137V230H135ZM146 229V230H145ZM151 229V230H150ZM191 229V231H194L193 233H191V231H188V230H190ZM193 229V230H192ZM217 229V230H216ZM228 229V230H227ZM241 229V230H240ZM243 229V230H242ZM259 229V230H258ZM130 230V231H129ZM140 230V231H139ZM144 230V233H142L141 231H143ZM147 230H149L150 232H151V235L148 233V232H146ZM166 230H168L169 231V233H168V231L166 232ZM172 230H176L177 231V237H180L181 236V238H180V240H183L182 242H181V244L180 243H178L179 242V238L177 239V237H175V235H176V231H172ZM180 230V231H181ZM186 232H185V231ZM211 230H213V231H211ZM251 232H250V231ZM260 230H262V234H260L261 233V231ZM138 231V232H137ZM153 231V232H152ZM156 231V232H155ZM190 232L191 233V235H190V233H188V232ZM203 231V232H202ZM216 231V232H215ZM223 231V232H222ZM224 231L225 232H227L228 234H229V236H227V235H224L223 236V234L222 233H224ZM231 232V233H229V232ZM237 231V232H236ZM241 231V232H240ZM243 231V232H242ZM256 231V232H255ZM124 232V233H123ZM141 232V234H139ZM145 232H146V236H145ZM175 233V234H171V233ZM201 232V233H200ZM205 232V233H204ZM213 232H215V233H213ZM222 232V233H221ZM232 232H233V234H232ZM245 232V233H244ZM49 234H51L52 233V231H49L48 232ZM131 233V234H130ZM132 233H134V234H132ZM149 235H148V234ZM186 233V234H185ZM240 235H239V234ZM250 233V234H249ZM258 235H257V234ZM135 234H138V235H135ZM144 234V235H143ZM156 234V235H155ZM204 234V235H203ZM208 234V235H207ZM220 234H222V235H220ZM235 234H237V235H239L238 237H237V235H235ZM243 234V239H242V235ZM244 234H245V236L248 234V238H250L249 240H248V238L246 237L245 238V236H244ZM254 234V235H253ZM154 235V236H153ZM195 235V236H194ZM215 235H217V236H215ZM251 235V236H250ZM255 237V238H257V239H255L253 236ZM261 235V236H260ZM148 236V237H147ZM151 236V237H150ZM153 236V237H152ZM173 236H174V238H173ZM193 237V239H192V237ZM227 236V237H226ZM231 236H233L234 238H236L237 239V241H239V243H237V245H235L236 244V242H234L236 239H233L234 241H232L231 240ZM236 236V237H235ZM156 237V238H155ZM185 238V240H187V243L186 242H184L185 240H184V238ZM215 237V238H214ZM230 238V240H229V238ZM240 237V238H239ZM259 237V238H258ZM176 239V240H173V239ZM217 238H218V240H220L221 239V241H216L217 240ZM226 238H228L227 240H226ZM238 238L239 239H242L243 241L241 242L240 240H238ZM254 238V239H253ZM191 239H192V241H191ZM247 239V240H246ZM251 239H253L252 241H251ZM168 240V241H167ZM171 240H172V243H171ZM195 240V241H194ZM199 240V241H198ZM201 240V241H200ZM214 240V241H213ZM259 240V241H258ZM176 241V242H175ZM178 241V242H177ZM228 241V242H227ZM232 243H231V242ZM246 241H249V242H246ZM253 241H255L254 243L256 244H254L253 243ZM166 242V243H165ZM187 244V245H189V246H185V247H183L185 244ZM215 244H214V243ZM221 244H220V243ZM230 242V243H229ZM262 242V243H261ZM175 245H174V244ZM189 243H191V244H189ZM199 243V244H198ZM233 243H234V245H233ZM261 243V244H260ZM178 244V245H177ZM183 244V245H182ZM195 244V245H194ZM254 246L255 245V247H253L252 245ZM258 244V245H257ZM262 244H263V246H262ZM198 245V246H197ZM204 245H206V246H204ZM249 245H251L253 248H254V250H252L253 248H251V246H249ZM202 246V247H201ZM225 247V246H227V248H230V249H228V250H230V251H235V252H233V255L235 256H233L232 254H230V255H223V257H221V256H219L220 254H219V252H218V250H219V248L220 247ZM236 246V247H235ZM258 246H260L259 248H260V251H261V253H260V251L258 250ZM200 247V248H199ZM206 247V248H205ZM211 249H210V248ZM213 247V248H212ZM217 247V248H216ZM238 247V248H237ZM240 247V248H239ZM233 248V250H231ZM250 248V249H249ZM188 249V250H187ZM198 249V250H197ZM203 249V250H204ZM215 249V250H214ZM238 249L240 250H242V252H243V254L241 253V255H239V253H240V251H238ZM246 249V250H245ZM237 250V251H236ZM248 250H251V252L250 251H248ZM258 252H257V251ZM195 251V252H196ZM218 253H217V252ZM255 251V252H254ZM253 252V255H251V253ZM238 253V254H237ZM257 253V254H256ZM207 254V252L205 253V255ZM219 254V255H218ZM236 254H237V256H236ZM249 254V255H248ZM260 254L262 255L261 257H260ZM240 257H239V256ZM247 255H248V257H247ZM251 255V256H250ZM255 255V256H254ZM258 255V256H257ZM224 256H229V257H227V259L226 258H224ZM233 256V258L231 259V257ZM212 257H213V255H212ZM244 258V260H241L242 258ZM247 257V259H245ZM228 258H230V259H228ZM236 258V260L235 261H233L234 259ZM240 259V260H238V259ZM252 259V261H251V259ZM225 259V260H224ZM248 260V261H247ZM259 260V261H258ZM225 262V263H226ZM253 262V263H252ZM258 262V263H257ZM249 264V263H248Z\"/></svg>",
    "mask_w": 264,
    "mask_h": 264
}]
</instances>
